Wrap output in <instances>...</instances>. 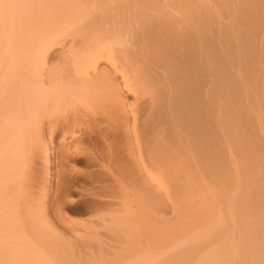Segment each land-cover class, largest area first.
<instances>
[{
	"label": "bare ground",
	"instance_id": "obj_1",
	"mask_svg": "<svg viewBox=\"0 0 264 264\" xmlns=\"http://www.w3.org/2000/svg\"><path fill=\"white\" fill-rule=\"evenodd\" d=\"M88 120L106 151L64 146L60 172L143 149L175 264H264V0H0V204L33 201L35 157Z\"/></svg>",
	"mask_w": 264,
	"mask_h": 264
},
{
	"label": "rangeland",
	"instance_id": "obj_2",
	"mask_svg": "<svg viewBox=\"0 0 264 264\" xmlns=\"http://www.w3.org/2000/svg\"><path fill=\"white\" fill-rule=\"evenodd\" d=\"M132 98L130 94L129 101H133ZM77 105L83 110H80L81 113L89 110L86 104ZM60 113H63L62 109L56 114ZM100 126L105 129L102 130L106 132L105 135H110V124L103 122ZM96 127L92 121H84L79 127H75L74 134L67 140L56 134L48 146L49 153L51 152L49 163L40 153L33 161L36 166L32 168H38L35 169L37 172H34L35 183L33 182L38 196L33 201L21 202L19 208L0 204V264H175L176 260H173L176 259V254L167 250L171 246V238L176 235L175 229L177 230V223L174 222L176 215L172 212L174 209H169L174 201L170 199L174 194L169 195L174 192L173 185L167 186L171 189H168L170 192L161 186L164 185L162 180L165 177L146 167L149 159L143 149L138 150L134 146L117 157L120 160L126 159L124 162L129 164L126 168L116 166L120 161L114 167L107 163H94L91 166V163L86 162L87 164L67 165L69 167L63 173L59 171L56 157L63 148H71V151L87 160L100 153V150L106 151L105 139L102 135L104 140L100 137L99 127ZM122 131L116 132L120 134ZM130 134L127 132V135ZM119 153L121 154H117ZM123 156L125 159L121 158ZM175 165L173 163L170 171L167 169L169 175L174 176L178 171ZM111 170L118 182L110 177ZM172 170L177 171L173 174L170 173ZM150 172L153 175L149 176ZM144 174L149 181L147 185H143L146 179ZM152 179L155 181H151ZM159 186L161 189L157 188ZM145 190L151 191L148 195L153 194L158 198L147 199ZM153 191L157 194L154 195ZM163 199H167V202ZM152 206L158 207V211L154 213L157 208ZM166 218L175 223V226L168 223L174 236L169 234L171 228H167L166 222L162 225ZM169 235H172L171 238Z\"/></svg>",
	"mask_w": 264,
	"mask_h": 264
}]
</instances>
